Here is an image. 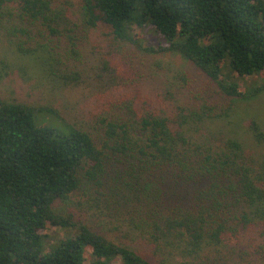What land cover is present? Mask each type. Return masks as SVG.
<instances>
[{"label": "trees", "instance_id": "1", "mask_svg": "<svg viewBox=\"0 0 264 264\" xmlns=\"http://www.w3.org/2000/svg\"><path fill=\"white\" fill-rule=\"evenodd\" d=\"M79 2L75 22L53 10L54 0H0V30L21 53L45 51L52 67L76 58L91 29L104 28L113 44H136L132 28L150 26L166 44L157 51L191 62L219 102L196 92L170 106L118 95L115 83L96 103L94 132L71 124L60 132L37 123L53 109L0 100V264H86V248L87 264H175L176 255L201 256L246 232L264 264V159L257 168L245 143L199 131L227 117L233 100L264 91V83L244 91L238 84L264 71V0ZM249 127L263 144L260 126ZM79 191L93 199L77 202L100 205L115 236L59 211L57 202ZM48 225L74 234L47 244Z\"/></svg>", "mask_w": 264, "mask_h": 264}, {"label": "rangeland", "instance_id": "2", "mask_svg": "<svg viewBox=\"0 0 264 264\" xmlns=\"http://www.w3.org/2000/svg\"><path fill=\"white\" fill-rule=\"evenodd\" d=\"M52 8L54 11L66 10V18L79 22V0H54ZM104 30L94 28L87 31L81 53L74 59L61 56L58 62L55 61L56 64L52 63V67L45 51L21 53L17 50L14 39L0 30V100H16L53 109L55 114H37V123L48 125L60 132H67L68 124L94 132L99 116L96 103L104 101L101 94L115 83L117 89L114 91L118 95L134 96L137 99L150 98L154 102L159 98L166 99L170 106L191 100L196 92L202 100L219 102L215 95L212 97V87L207 85L205 76L191 62L177 53L157 51L159 45L166 44L150 26L132 28L130 34L136 44H113L103 35ZM59 46L62 51L63 44ZM72 74L78 78L71 79ZM262 83L264 71L238 79L241 91ZM228 114L227 117L217 120L204 121L199 130L203 136L201 137L213 141L226 137L240 140L245 143V152L256 159L258 168L263 164L261 160L264 159V143L256 144L249 125L255 121L264 132V91L250 99L233 100ZM89 198L93 199L89 194L79 191L69 201L57 202V206L61 213L71 212L94 230L115 236L110 224L111 231L109 230L107 218L100 214V211L104 212L100 205L93 200L81 201V205L77 202ZM44 232L47 234V244H52L56 239L71 237L74 229L48 225ZM255 238L253 232L250 235L246 232L237 244L224 243L209 253L194 258L176 255L174 262L261 264L252 252ZM120 240L125 241L123 238ZM138 249L147 254V250L140 245ZM90 251V248L85 250L86 264L90 260Z\"/></svg>", "mask_w": 264, "mask_h": 264}]
</instances>
